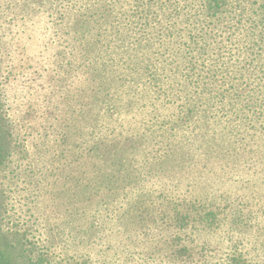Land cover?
I'll list each match as a JSON object with an SVG mask.
<instances>
[{
	"label": "rangeland",
	"instance_id": "374dc122",
	"mask_svg": "<svg viewBox=\"0 0 264 264\" xmlns=\"http://www.w3.org/2000/svg\"><path fill=\"white\" fill-rule=\"evenodd\" d=\"M210 1L0 0L3 226L74 264H141L177 212L242 196L264 260V0ZM214 219L188 218L186 264L226 261Z\"/></svg>",
	"mask_w": 264,
	"mask_h": 264
},
{
	"label": "trees",
	"instance_id": "16d2710c",
	"mask_svg": "<svg viewBox=\"0 0 264 264\" xmlns=\"http://www.w3.org/2000/svg\"><path fill=\"white\" fill-rule=\"evenodd\" d=\"M247 2L246 0H241L234 5L235 9L240 11V16H243L245 9L242 6ZM254 2L256 3L255 5L260 4L257 0ZM210 3L211 7L209 6V8L216 11L225 6V4H230L226 3V0H211ZM259 8L260 6L256 9ZM261 8L264 9V6ZM252 28L255 29L254 26ZM254 34L250 32L248 36L253 39ZM2 103L3 101L0 97V166L4 163L11 148V129L7 125ZM241 198L242 196L234 197L228 205L212 207L207 213H204L202 210L193 211L189 215L180 211L177 212V214H180L181 219L175 223L177 229L173 231L170 237L171 241L166 242L165 247L163 246L162 249L155 252L144 250L143 258H139L138 255L136 256L141 260V264H186L191 259V255L188 253V246L181 245L179 240L181 232L187 228L188 218L192 214L198 216V218H204L208 223V227L215 224L214 217L220 223L231 225V238L234 240L232 241L230 252L225 258L226 261L221 264H251L254 262V258L258 257L260 251L253 249V253L250 254L248 249L244 248V237L248 233V230L252 229L257 219L252 222L251 211L248 210V205L244 203V200L241 201ZM39 240L43 241L46 245L50 241L47 237L44 240L38 238L36 241H33L29 235L27 236V233H20L15 227L7 228L2 225L0 220V264H74L70 258L65 259L62 257L57 259V256L51 257L49 250H40L37 244ZM76 264H85V261L83 260ZM255 264H264V260L255 262Z\"/></svg>",
	"mask_w": 264,
	"mask_h": 264
}]
</instances>
